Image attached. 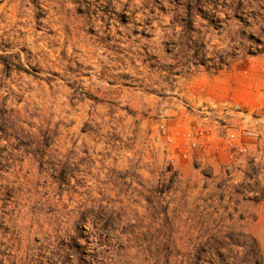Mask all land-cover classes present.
<instances>
[{
	"label": "rangeland",
	"instance_id": "obj_1",
	"mask_svg": "<svg viewBox=\"0 0 264 264\" xmlns=\"http://www.w3.org/2000/svg\"><path fill=\"white\" fill-rule=\"evenodd\" d=\"M227 74L254 84L207 99ZM245 234L264 258V0H0V264H209Z\"/></svg>",
	"mask_w": 264,
	"mask_h": 264
},
{
	"label": "trees",
	"instance_id": "obj_2",
	"mask_svg": "<svg viewBox=\"0 0 264 264\" xmlns=\"http://www.w3.org/2000/svg\"><path fill=\"white\" fill-rule=\"evenodd\" d=\"M187 8L189 9V3H187ZM198 8V7H196ZM193 9V5L191 7V10ZM189 18L186 19V22H188V29L190 31L191 29V17L190 15L188 16ZM228 18V17H227ZM190 27V28H189ZM188 42V41H187ZM203 43V42H202ZM205 45L203 46V44L200 43V45H197V42L194 43L193 46V50H192V58L195 62H200L201 64L205 63ZM232 51L230 49V51H222V54H220L219 56H217L218 60H219V68L221 69L223 66L227 65V59L232 58ZM95 208L92 207L91 209H85V213H82L80 218H78L77 220H81L84 222H89L90 224H92V227L89 229V231L87 232L88 235L85 237L86 239L91 238V241H96V240H103V237H107L109 240V246L111 247V249H114L115 247H120L122 246V244L124 243V241L121 239V237L119 236H115L113 234V231L111 230V226H113V217L108 213L106 215V217L104 218V228L102 229V231H98L95 228V224L93 223L95 221V219L100 217V214L98 211L94 210ZM100 209V207L98 208ZM94 225V226H93ZM245 238L244 241H236V244L238 246H242L248 249V254L246 255V257L239 259V257L234 256L232 258V260L230 261L228 257L223 256V255H219L218 259H213L210 258L208 259L207 262H209V264H262V261H264V258H262V254L260 251V248L258 246L257 240L255 239V237L252 234H245V235H241V238ZM83 252L77 250V252L75 253V260L78 261V264H91L92 262L96 261V256L92 255L91 256V261H85L81 258V254ZM111 264H115L116 259H112V257L109 259ZM211 260V261H210ZM206 262V261H205Z\"/></svg>",
	"mask_w": 264,
	"mask_h": 264
},
{
	"label": "crops",
	"instance_id": "obj_3",
	"mask_svg": "<svg viewBox=\"0 0 264 264\" xmlns=\"http://www.w3.org/2000/svg\"><path fill=\"white\" fill-rule=\"evenodd\" d=\"M255 75L256 74L251 72L249 76L253 78ZM251 77L241 79L236 74H227L225 76L215 75L213 76L210 87L211 97H207V99L215 102L216 99L219 101L222 98H226L228 94H232L233 96L241 95L243 90L247 92L248 87L254 84ZM202 155L203 153H200L199 157L202 158Z\"/></svg>",
	"mask_w": 264,
	"mask_h": 264
},
{
	"label": "built area",
	"instance_id": "obj_4",
	"mask_svg": "<svg viewBox=\"0 0 264 264\" xmlns=\"http://www.w3.org/2000/svg\"><path fill=\"white\" fill-rule=\"evenodd\" d=\"M205 113H207V112H205ZM194 134L198 135L200 137V139L204 138L205 140H208V134L206 132L202 131V130H198ZM230 138H233V135H230ZM167 140H168V143L173 146V148L169 150V152H170L169 155L171 156V162L172 163L174 162V158L173 157L177 155L175 151L180 152V154L183 156V158H186L187 156H189L186 151L181 150V145L175 143L174 139H172L169 135L167 137ZM200 145H201V143H200ZM189 146L191 148H195L198 145H197L196 142H192ZM235 149L237 150L236 146H234L233 144L229 145V150L231 152H233V150H235ZM238 151L242 152L241 149H239Z\"/></svg>",
	"mask_w": 264,
	"mask_h": 264
}]
</instances>
